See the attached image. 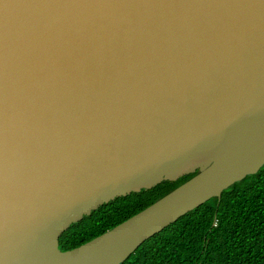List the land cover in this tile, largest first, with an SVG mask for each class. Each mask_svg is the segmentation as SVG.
Instances as JSON below:
<instances>
[{
  "label": "water",
  "instance_id": "water-1",
  "mask_svg": "<svg viewBox=\"0 0 264 264\" xmlns=\"http://www.w3.org/2000/svg\"><path fill=\"white\" fill-rule=\"evenodd\" d=\"M264 166V0H0V264H122ZM68 251L71 224L197 172Z\"/></svg>",
  "mask_w": 264,
  "mask_h": 264
},
{
  "label": "trees",
  "instance_id": "trees-1",
  "mask_svg": "<svg viewBox=\"0 0 264 264\" xmlns=\"http://www.w3.org/2000/svg\"><path fill=\"white\" fill-rule=\"evenodd\" d=\"M197 172L117 197L71 224L62 251L103 235L181 186ZM122 264H264V166L144 242Z\"/></svg>",
  "mask_w": 264,
  "mask_h": 264
}]
</instances>
